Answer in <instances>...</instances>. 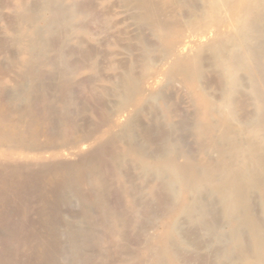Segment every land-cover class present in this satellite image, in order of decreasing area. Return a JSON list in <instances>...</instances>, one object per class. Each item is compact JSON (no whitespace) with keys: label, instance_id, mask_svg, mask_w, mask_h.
<instances>
[{"label":"bare ground","instance_id":"6f19581e","mask_svg":"<svg viewBox=\"0 0 264 264\" xmlns=\"http://www.w3.org/2000/svg\"><path fill=\"white\" fill-rule=\"evenodd\" d=\"M0 264H264V0H0Z\"/></svg>","mask_w":264,"mask_h":264},{"label":"rangeland","instance_id":"374dc122","mask_svg":"<svg viewBox=\"0 0 264 264\" xmlns=\"http://www.w3.org/2000/svg\"><path fill=\"white\" fill-rule=\"evenodd\" d=\"M211 75V74H210ZM210 75L207 77V79L210 77ZM213 75H211V79L213 78L212 77ZM209 80H210V78H209ZM207 80V84H211L210 83V81H212V80ZM215 84H213L212 83V86H211V89H210V92L211 93H215L216 92V90H215V87H216V85L214 86ZM213 90V91H212ZM213 93V94H214ZM255 107V104H253L252 103V105L251 104H249L248 106H247V109L246 110H248V112L245 110V107H243L241 110H240V114H244V115H241V116H246V117H248V116H251V115H253L254 113H255V110H256V108H254ZM242 111H243V113H242ZM251 111V112H250ZM252 111L254 112V113H252ZM247 112V113H246ZM256 199V198H255ZM254 199V200H255ZM256 202V204L254 203L253 205H254V212H260V211H258V210H260V206H259V209L257 208V210H255L256 209V207H258V202H257V200L255 201ZM255 214H257V213H255ZM258 215V214H257Z\"/></svg>","mask_w":264,"mask_h":264}]
</instances>
